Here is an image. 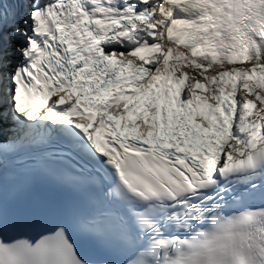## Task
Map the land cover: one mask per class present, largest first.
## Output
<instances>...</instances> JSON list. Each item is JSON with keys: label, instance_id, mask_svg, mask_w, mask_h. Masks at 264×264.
Returning a JSON list of instances; mask_svg holds the SVG:
<instances>
[{"label": "snow or ice", "instance_id": "obj_1", "mask_svg": "<svg viewBox=\"0 0 264 264\" xmlns=\"http://www.w3.org/2000/svg\"><path fill=\"white\" fill-rule=\"evenodd\" d=\"M0 264H264V0H0Z\"/></svg>", "mask_w": 264, "mask_h": 264}]
</instances>
